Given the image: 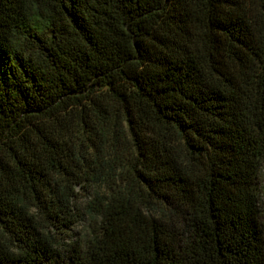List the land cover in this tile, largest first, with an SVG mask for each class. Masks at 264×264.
Masks as SVG:
<instances>
[{
    "label": "trees",
    "instance_id": "1",
    "mask_svg": "<svg viewBox=\"0 0 264 264\" xmlns=\"http://www.w3.org/2000/svg\"><path fill=\"white\" fill-rule=\"evenodd\" d=\"M0 264H264V0H0Z\"/></svg>",
    "mask_w": 264,
    "mask_h": 264
},
{
    "label": "rangeland",
    "instance_id": "2",
    "mask_svg": "<svg viewBox=\"0 0 264 264\" xmlns=\"http://www.w3.org/2000/svg\"><path fill=\"white\" fill-rule=\"evenodd\" d=\"M86 201H87V198L82 197L79 200L78 205L83 206L86 203ZM89 223L90 221L88 220V218L83 217L82 220L76 225L74 229V233H76L77 235L83 234L86 230L89 229Z\"/></svg>",
    "mask_w": 264,
    "mask_h": 264
}]
</instances>
